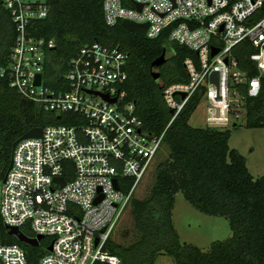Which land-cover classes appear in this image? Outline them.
I'll use <instances>...</instances> for the list:
<instances>
[{
	"label": "built area",
	"instance_id": "built-area-1",
	"mask_svg": "<svg viewBox=\"0 0 264 264\" xmlns=\"http://www.w3.org/2000/svg\"><path fill=\"white\" fill-rule=\"evenodd\" d=\"M3 6L15 37L0 75L42 111L58 119L71 115L67 122L45 124L39 137L19 141L0 186L4 225L51 238V251L32 261L20 245L0 244V264H119L107 243L164 131L152 135L133 103L124 101V50L84 44L52 87L44 67L54 41L32 33L49 6L43 0H3ZM102 10L108 26L124 19L147 23L146 37L167 32L168 41L193 53L183 60L187 81L162 86L172 110L167 126L193 95L205 98L206 126H220L214 128L245 125L252 98L262 95L264 105V0H103Z\"/></svg>",
	"mask_w": 264,
	"mask_h": 264
},
{
	"label": "trees",
	"instance_id": "trees-1",
	"mask_svg": "<svg viewBox=\"0 0 264 264\" xmlns=\"http://www.w3.org/2000/svg\"><path fill=\"white\" fill-rule=\"evenodd\" d=\"M43 1L49 6L48 15L33 23L32 33L54 41V47L46 52V83L56 87L67 61L84 44L117 46L127 54L124 101L133 103L135 114L152 135L164 131L168 156L157 164L148 195L130 201L133 240L127 245L112 240L107 243L109 252L119 257V264H153L160 254L170 255L173 264H264V175L253 177L244 156L229 147L228 128L193 127L188 123L199 100L196 95L167 126L172 114L162 86L187 81L183 60L193 53L168 41L167 32L152 39L126 29L121 22L108 26L103 18V0ZM123 2L126 4V0ZM14 37L10 14L0 0V72L8 64ZM163 50L169 56L160 66L152 67ZM154 70L160 74L159 82L151 75ZM249 102L245 125L264 127L262 95ZM70 115L60 114L58 119L56 114L42 111L0 75V182L12 157L13 141L33 127L67 122ZM177 192L200 212L227 217L231 235L212 242L208 251L182 243L171 219ZM50 242L47 237L37 246L20 242L8 234L0 216V244L20 245L30 260L44 255Z\"/></svg>",
	"mask_w": 264,
	"mask_h": 264
},
{
	"label": "rangeland",
	"instance_id": "rangeland-1",
	"mask_svg": "<svg viewBox=\"0 0 264 264\" xmlns=\"http://www.w3.org/2000/svg\"><path fill=\"white\" fill-rule=\"evenodd\" d=\"M167 56L169 53H166ZM159 81L160 76L157 82ZM198 99L188 123L193 127H205L209 113L206 109L205 98L200 96ZM228 129L230 131L228 145L244 156L249 173L255 178L264 175V127L230 125ZM167 156L168 148L162 142L149 169L140 180L134 192V198L142 199L148 195L155 178L156 166ZM171 219L180 241L192 244L202 251H208L212 242L225 240L231 235L227 217L200 212L185 200L181 192L174 195ZM133 237L134 228L129 205L113 229L110 240L127 245ZM153 264H173V259L168 254H160Z\"/></svg>",
	"mask_w": 264,
	"mask_h": 264
},
{
	"label": "water",
	"instance_id": "water-1",
	"mask_svg": "<svg viewBox=\"0 0 264 264\" xmlns=\"http://www.w3.org/2000/svg\"><path fill=\"white\" fill-rule=\"evenodd\" d=\"M137 8L139 9L140 6L137 5ZM121 25L123 27H125L126 29L140 35V36H145L146 33V29L148 24L147 23H136L133 22L131 20H127L124 19L121 21ZM215 52H217V49L213 48L211 55H213ZM166 60V50H163L162 53L155 58L152 63L151 66L152 67H158L161 64H163ZM153 79L157 82L158 78L160 76L159 72L154 70L151 73ZM216 73H213L212 78L215 79ZM40 81V76L37 75L36 79H35V83L38 84ZM91 92V91H88ZM94 94H100L98 92H93ZM182 97L185 96L184 93H180ZM100 96H102L105 100L109 101V102H114L115 98H109L107 94H100ZM170 112H172V110H170ZM213 127H220V126H213ZM41 135V127H33L31 129H29L27 132H25L23 135H21L20 137H18L15 141H13L12 145H11V149L12 151L14 150L16 144L23 140V139H27V138H35V137H39ZM12 164V158L10 159L7 171L10 169ZM6 171V173H7ZM6 173L4 174L3 178H2V182L5 180L6 177ZM56 181H59L61 184L64 183V179L62 177H56L55 178ZM114 186L117 187L116 185V179L113 180ZM5 228L7 229V232L9 235L15 236L20 242H23L25 244H28L30 246H37L39 244L40 239H42L41 235H37L35 237L29 236L27 234H25L23 231H21L18 227L16 226H5ZM51 244L47 247L46 249V253L51 251Z\"/></svg>",
	"mask_w": 264,
	"mask_h": 264
}]
</instances>
